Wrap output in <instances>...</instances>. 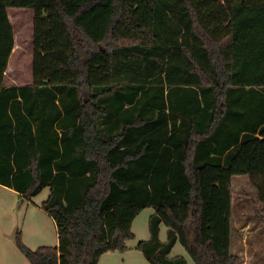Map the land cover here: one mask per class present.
<instances>
[{
	"label": "trees",
	"instance_id": "16d2710c",
	"mask_svg": "<svg viewBox=\"0 0 264 264\" xmlns=\"http://www.w3.org/2000/svg\"><path fill=\"white\" fill-rule=\"evenodd\" d=\"M11 7L35 11L33 81L0 72V184L49 187L58 230L37 249L18 232L30 263L98 264L150 206L151 264H188L177 242L196 264H242L234 175L264 225V0H0V38Z\"/></svg>",
	"mask_w": 264,
	"mask_h": 264
},
{
	"label": "rangeland",
	"instance_id": "374dc122",
	"mask_svg": "<svg viewBox=\"0 0 264 264\" xmlns=\"http://www.w3.org/2000/svg\"><path fill=\"white\" fill-rule=\"evenodd\" d=\"M9 16L14 33L0 38V72L5 84L33 81V25L32 8L11 7ZM234 205L232 206V252L238 253L242 264H264V225L257 218L254 190L243 175L233 177ZM50 194L45 187L39 194L25 198L14 189L0 184V264H31L17 245V236L31 249L58 244V230L54 219L42 208ZM153 207H145L132 224L134 237L127 241L125 251H108L98 264H151L137 245L150 237L149 218ZM168 227H160V239H167ZM184 256L188 264H196L181 242L173 247L170 257Z\"/></svg>",
	"mask_w": 264,
	"mask_h": 264
},
{
	"label": "crops",
	"instance_id": "0c3cea01",
	"mask_svg": "<svg viewBox=\"0 0 264 264\" xmlns=\"http://www.w3.org/2000/svg\"><path fill=\"white\" fill-rule=\"evenodd\" d=\"M244 176V175H243ZM234 177V176H233ZM245 177V176H244ZM246 179V178H245ZM232 187H233V178H232ZM20 195V194H19ZM234 205V192H233V198H232V206ZM232 219H233V215H232Z\"/></svg>",
	"mask_w": 264,
	"mask_h": 264
}]
</instances>
